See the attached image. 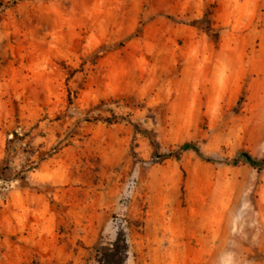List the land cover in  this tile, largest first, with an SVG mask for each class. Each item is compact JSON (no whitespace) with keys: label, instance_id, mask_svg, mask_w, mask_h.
<instances>
[{"label":"rangeland","instance_id":"1","mask_svg":"<svg viewBox=\"0 0 264 264\" xmlns=\"http://www.w3.org/2000/svg\"><path fill=\"white\" fill-rule=\"evenodd\" d=\"M108 256L264 264V0H0V264Z\"/></svg>","mask_w":264,"mask_h":264},{"label":"trees","instance_id":"2","mask_svg":"<svg viewBox=\"0 0 264 264\" xmlns=\"http://www.w3.org/2000/svg\"><path fill=\"white\" fill-rule=\"evenodd\" d=\"M191 151L193 153L196 154V156L199 158V160L203 161V162H207V163H213V161L206 159L202 154L199 153L197 147L195 145L192 144H185L182 145L181 147H179L174 153H173V157L176 161L179 160V158L181 157V155L185 152ZM163 159H167L169 158L168 156H163ZM239 162H243L247 165H249L251 168L253 169H258L260 168V163L253 160L250 156H248L247 154H238L236 155L233 159H231L228 164L230 166H235L237 165ZM111 258V259H110ZM113 257L108 256L107 257V261L103 260V264H119L118 263H112V259Z\"/></svg>","mask_w":264,"mask_h":264}]
</instances>
